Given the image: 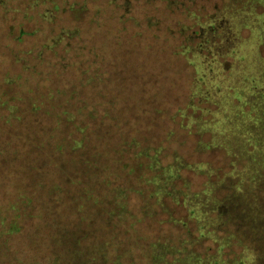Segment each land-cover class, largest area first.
<instances>
[{"label":"trees","instance_id":"trees-1","mask_svg":"<svg viewBox=\"0 0 264 264\" xmlns=\"http://www.w3.org/2000/svg\"><path fill=\"white\" fill-rule=\"evenodd\" d=\"M260 1L0 0V264H264V148L212 144Z\"/></svg>","mask_w":264,"mask_h":264},{"label":"rangeland","instance_id":"rangeland-1","mask_svg":"<svg viewBox=\"0 0 264 264\" xmlns=\"http://www.w3.org/2000/svg\"><path fill=\"white\" fill-rule=\"evenodd\" d=\"M70 1L75 2L76 0ZM222 2L223 0H198V5L193 10L199 15V12H202L200 7L203 6L206 10L204 12L211 13L215 5H221ZM47 6L45 3L44 12L47 10ZM233 22L237 27L236 32L244 39L238 44V50L243 54V57L239 62L236 61L232 70L235 76L233 83L236 85L233 89L234 92L232 95L223 94L220 97L223 109L220 113L215 114L213 120V125L216 124L220 129L217 138L223 139H214L212 144L213 146L220 145L226 141L228 147L235 150L234 152L241 155L239 152L241 151L242 154L248 155L251 160L256 161L262 156L258 154V151L264 148V0L260 1L258 8L253 7L250 12L235 15ZM58 23L68 26L73 23V18L66 15L62 20L59 19ZM47 24L48 22L44 21V27ZM245 82H249V85L244 84ZM247 105H251L255 110L250 113V110L246 108ZM239 115L250 118L249 122L245 121L243 117L240 118ZM232 116L236 117L235 121H231ZM235 123L239 126L237 133L242 141L240 149L237 135H229L230 126ZM243 124H246L245 127ZM206 139H209V136H205V141ZM192 147L193 145H190V148ZM191 160L208 163L213 168L221 169L222 173L232 169L231 161L227 159L226 153L220 150L206 151L201 155L192 151ZM192 178L196 182V186L206 182V177L192 175Z\"/></svg>","mask_w":264,"mask_h":264}]
</instances>
